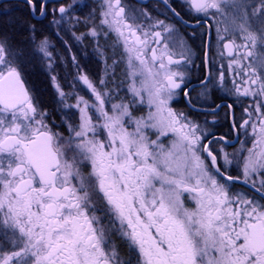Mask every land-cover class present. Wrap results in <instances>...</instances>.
Masks as SVG:
<instances>
[{
	"label": "snow or ice",
	"instance_id": "snow-or-ice-1",
	"mask_svg": "<svg viewBox=\"0 0 264 264\" xmlns=\"http://www.w3.org/2000/svg\"><path fill=\"white\" fill-rule=\"evenodd\" d=\"M24 2L30 16H52L58 29L81 23L72 4ZM163 2L176 23L202 31L184 36L176 24L126 11L122 0H102L99 23L89 26V14L87 32L72 33L80 42L95 40L93 51L105 67L103 75L85 71L72 54L64 86L51 75L67 135L26 84L32 55L55 71L49 38L31 23L32 49L0 33V264H133L120 257L114 234L134 264H264V0H182L195 25ZM209 17L215 25L200 23ZM110 33L123 49L127 101L115 84L119 62L113 56L109 64L99 44ZM189 39H198L203 52L199 95L211 114L223 111L232 130L251 131L244 156L225 151L226 136L209 138L205 127L173 107L181 96L195 107ZM213 90L223 94L222 103L211 99ZM145 104L147 113L138 114ZM234 105L247 118L237 120ZM170 135L165 146L161 138ZM234 162L237 175L230 174ZM185 199L194 206L186 207Z\"/></svg>",
	"mask_w": 264,
	"mask_h": 264
},
{
	"label": "flooded vegetation",
	"instance_id": "flooded-vegetation-1",
	"mask_svg": "<svg viewBox=\"0 0 264 264\" xmlns=\"http://www.w3.org/2000/svg\"><path fill=\"white\" fill-rule=\"evenodd\" d=\"M2 1V0H0ZM49 2L52 4L53 7H57L59 4H72V15L73 17H79L81 23H75L73 22H64L60 28L58 29L55 25H50V21L52 20V16H48L47 19L39 18L35 16L29 15V10L27 5L25 4L24 0H4L2 3H0V16L3 14H6L7 11H9L10 7H14L18 11V15L20 19L22 20V28L24 31H26V39L25 45L28 49H32V45L28 44L27 41L30 36L28 25L36 24L37 28H40L43 31V34L47 36L52 44L53 47V55L56 57L55 63L57 66V73L56 77L58 79L60 78V81L63 80V77L68 72V62H70L71 55L76 54L78 59H80L81 64H84L87 66L90 64V68L85 67V71H90L95 73V69L92 67L94 65L93 63V56L94 52H92L91 48L87 47V43L85 42V39L81 42V45H83V50L88 53V57L81 58V53L78 52V48L76 47L75 38L72 35V33H76V30L79 29H88L87 26L83 23L85 18L89 17V14H91V20L90 24H98L99 23V14L101 12V4L102 0H49ZM122 3L126 6V11L131 8L134 9L137 14L141 12H147L151 20L154 21L156 19L159 20H165L166 23H172L176 24V27L179 29L180 33H182L184 36H187L189 33H191L194 30L202 31L200 28H193L189 27L188 25H180L176 23V20L173 16V13L170 11L168 5H166L163 0H122ZM168 4L171 5V7L175 8L176 11L180 12L181 16L184 18V20L189 21L192 25L196 24L195 17L188 14L186 7H182V0H168ZM59 18V15L57 14V19ZM42 20V23H38V21ZM141 22L148 23L149 21L144 20L143 17H141ZM201 24H207V25H215V20L211 17L206 18V20L202 19L200 21ZM58 33V34H57ZM215 35L214 28L211 30V34L207 38V43L213 44V37ZM106 39H109L110 41H104L105 43L109 44L112 41L115 40V35L110 33ZM67 43H64V42ZM189 43L192 45L195 55L193 57V64L188 66V87H189V96L191 97L192 104L195 105V107H190L187 103V100L181 96L176 101L173 102V107L184 111L185 113L189 114L193 119H195L197 122H199L203 127H205L211 135H215L216 137L220 136H226V141L221 142L220 146L224 148L225 151L232 154L235 153L238 157L244 156L247 153L241 152L242 147H251V131L249 130L248 135L246 136L244 134L243 129L238 130H232L231 128V117L228 119L224 118L223 111L218 110V115L213 116L210 112V103L208 100H205L203 97H201L199 94L202 91V85L201 80L204 78V65L202 64L201 57L203 56V52L201 51V48L199 46V40L197 39L195 42H193L191 39H189ZM69 46H71L70 51ZM107 48L104 50V53H108L107 49L110 47L106 46ZM117 49L112 51L114 56L119 57V68L121 73L124 75V78H128L127 72H126V64L121 61V56L123 53L122 47L116 45ZM215 51L214 46L210 49L209 55H212ZM111 53V54H112ZM117 54V55H116ZM91 59V61H90ZM87 60V63H85ZM90 61V62H89ZM225 61H221L219 57H217V63H222ZM34 65V69L36 71H39L42 75L46 77V81L48 82V85L50 86V98L48 102H44V100L41 98L42 96L37 93V89L32 83V75L34 74L32 70L30 71L29 64ZM47 64V61L42 59L39 54H35L29 57V62L27 63V79L26 84L30 87V90H32L33 94L35 96H38L40 99L41 107H43L45 110H47L55 120L56 125L60 126L57 128V130L62 131L67 135V132L65 128L61 125V119L63 118L62 113L59 111L57 100L58 97L56 95V92H54V86L52 81H50V77L47 76L46 72L43 71L45 65ZM46 70V69H45ZM120 73V72H119ZM213 73L215 74V70L213 69ZM121 78V77H120ZM122 79V78H121ZM128 80V79H127ZM129 81V80H128ZM122 82V81H121ZM120 85V84H119ZM111 86V85H110ZM115 86V85H114ZM112 86V87H114ZM122 88H127V86ZM68 88H65V91H68ZM120 89H118V92ZM127 91V90H125ZM122 93V92H121ZM84 95V93H81ZM223 95L222 93L218 92L217 90H213V93L211 95V99L215 100L216 103H222V101L219 99V96ZM233 98H229L228 102L231 103V100ZM125 101H127V97L124 98ZM49 103V104H47ZM69 103H74V101H69ZM248 103H251V99L248 98ZM245 107L248 106V104L244 105ZM143 110L141 113L138 114H146L148 109L143 106ZM234 113L237 120L240 119L241 116H244V118H247L246 114L243 113L242 108L239 105H234ZM215 121V122H213ZM149 135L152 136L153 139H155V136L152 135L151 132H149ZM164 141L165 146H170L171 142V135L167 138H161ZM212 145H210L211 147ZM231 158V157H230ZM83 174L86 176L90 172V165H87V162H85L84 165L81 166ZM232 175H237L238 170L236 168V164L234 162L233 168L231 170ZM187 194H185L186 196ZM98 203H102L98 200ZM185 205L186 207H193L191 201L185 199ZM115 243L118 247L120 257L124 261L132 260L134 264V256L128 249V247L124 244L123 241L119 239V237H114Z\"/></svg>",
	"mask_w": 264,
	"mask_h": 264
},
{
	"label": "trees",
	"instance_id": "trees-1",
	"mask_svg": "<svg viewBox=\"0 0 264 264\" xmlns=\"http://www.w3.org/2000/svg\"><path fill=\"white\" fill-rule=\"evenodd\" d=\"M21 21L22 20L18 15L17 9H15L14 7H10L9 11H7L6 14L0 16V33L7 34L9 38L16 43L25 42L24 38L26 39V31H24V29L22 28ZM99 44L101 48H103V50H105L107 48L106 46H108L107 43H105L104 41H100ZM87 47L91 48L92 52H94L93 49L94 47H96V45L94 46L91 44H87ZM112 54L110 53V57L112 56ZM29 68L30 71L32 70V72L34 73L32 75V83H34L37 89V93H39L42 96L41 98L44 100L45 103L48 102L51 92H50V86L46 81V77L42 75L39 71L33 70L34 65L32 63L29 64ZM119 77H117L115 80L120 82L122 81V79ZM26 79H27V73H26Z\"/></svg>",
	"mask_w": 264,
	"mask_h": 264
},
{
	"label": "rangeland",
	"instance_id": "rangeland-1",
	"mask_svg": "<svg viewBox=\"0 0 264 264\" xmlns=\"http://www.w3.org/2000/svg\"><path fill=\"white\" fill-rule=\"evenodd\" d=\"M81 30V31H80ZM87 30L88 29H79V31H77L76 30V36H79L81 33L80 32H82V33H85V32H87ZM75 38V37H74ZM110 41L109 39H105L103 36L102 37H100L99 38V42L100 41ZM85 42L87 43V44H91V45H96V42H95V40L92 38V37H90V36H88V37H86L85 38ZM75 43H76V47L78 48V49H81V48H83V45H81V42L80 41H77L76 39H75ZM108 45V47H110L109 49H108V53H105V56L108 58V63L109 64H111L112 62V57L115 55V54H112V56L110 57V53H112V51H114L115 49H117V47H116V41H112L111 40V43H109V44H107ZM95 48V47H94ZM79 52V51H78ZM109 54V55H108ZM117 55V54H116ZM115 57V59L119 62V57L118 56H114ZM93 58H94V60H93V63H94V66H92L96 71H95V73L96 74H99V75H103V70H104V67H105V65H104V63L102 62V61H100V58L96 55V54H94V56H93ZM110 60V61H109ZM90 61H91V59H90ZM89 61V62H90ZM118 66H119V63H118ZM116 67V69H115V73H114V79H116L117 77H121L122 78V82L123 83H121V81L119 82V81H116L115 80V84H120L121 85V87L119 88L120 89V91H119V97H120V99H124V98H126L127 97V99H130L131 98V94L128 92V91H125V90H127V88H122V84H123V87L124 86H128V84L130 83V80L128 81L126 78H124V75L121 73V71H120V68L119 67ZM53 67H54V69H55V71L54 72H51L50 73V71H49V68H48V66H47V64L45 65V67H44V69H43V71H45L47 74V76H49V77H51V75H55L56 76V73H57V66H56V63H54L53 64ZM86 68H90V64H88L87 66H85ZM46 69V70H45ZM120 72V73H119ZM119 77V78H120ZM57 80H59L60 81V78L58 79V77H57ZM50 81H52L51 80V78H50ZM60 83H61V85L62 86H64V82L61 80L60 81ZM112 86H114V85H111V87ZM54 92H56V90H55V88H54ZM122 92V93H121ZM145 107L147 108V105L145 104ZM65 112H70V111H74V110H69V109H65L64 110ZM143 111H146V110H143ZM82 166V165H81ZM81 170H82V168H81ZM114 237H117V235H113V239H114Z\"/></svg>",
	"mask_w": 264,
	"mask_h": 264
},
{
	"label": "water",
	"instance_id": "water-1",
	"mask_svg": "<svg viewBox=\"0 0 264 264\" xmlns=\"http://www.w3.org/2000/svg\"><path fill=\"white\" fill-rule=\"evenodd\" d=\"M4 0L0 1V3H2Z\"/></svg>",
	"mask_w": 264,
	"mask_h": 264
}]
</instances>
